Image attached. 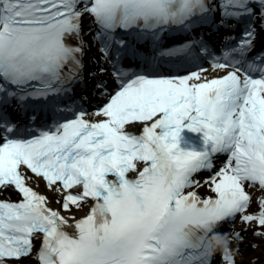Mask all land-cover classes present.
Listing matches in <instances>:
<instances>
[{"label":"snow or ice","instance_id":"obj_1","mask_svg":"<svg viewBox=\"0 0 264 264\" xmlns=\"http://www.w3.org/2000/svg\"><path fill=\"white\" fill-rule=\"evenodd\" d=\"M212 27L229 33L220 53L193 35ZM173 31L187 43L163 50ZM93 45L106 102L89 112L81 96L66 118ZM160 57H210L218 75L160 74ZM33 102L59 118L37 129ZM185 130L198 148H181ZM247 232L258 249L264 0H0V264H237Z\"/></svg>","mask_w":264,"mask_h":264},{"label":"bare ground","instance_id":"obj_2","mask_svg":"<svg viewBox=\"0 0 264 264\" xmlns=\"http://www.w3.org/2000/svg\"><path fill=\"white\" fill-rule=\"evenodd\" d=\"M87 41V37L84 38ZM220 75H222L223 73H219ZM210 77L216 76L218 75V73L216 72H209ZM39 186L42 187V192L46 195H48L50 198H52L53 203L52 205L54 207H58L57 204L54 203L55 197L53 196V194L51 192H49L47 190V188L45 187L44 183H42L41 181H38ZM257 195H259V192H256ZM255 205H253V209H255ZM83 213H77V215H82ZM244 226L238 225V228H243ZM246 236V239L244 240V243L241 245L240 244V251L243 253L242 258L238 257L237 258V264H249V262L253 259V258H257L258 260V264H264V242H260V247L256 250H253L250 245L251 243L256 239L252 236L251 232H247L244 233ZM26 262H29L27 264H31L30 261H24V264Z\"/></svg>","mask_w":264,"mask_h":264}]
</instances>
